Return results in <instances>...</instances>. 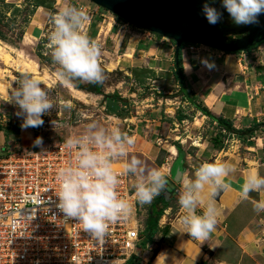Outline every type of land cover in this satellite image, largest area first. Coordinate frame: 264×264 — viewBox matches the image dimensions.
I'll return each mask as SVG.
<instances>
[{"label": "clouds", "instance_id": "obj_1", "mask_svg": "<svg viewBox=\"0 0 264 264\" xmlns=\"http://www.w3.org/2000/svg\"><path fill=\"white\" fill-rule=\"evenodd\" d=\"M220 8L236 26L259 25L264 0H220ZM220 8L214 6V0H203L200 14L209 25H216L223 17ZM88 19L85 10L75 7L71 0H64L63 5L49 15L52 28L47 34L48 47L52 62L58 66L56 77L61 83L79 80L100 84L105 78L98 59L101 46L83 31ZM202 63L213 67L207 61ZM8 102L18 108L16 115L21 119L22 130L41 127L42 117L53 108L41 81L27 72H22L15 80ZM32 144L44 152L42 137L37 136ZM134 145L135 138L119 126H104L94 120L65 140L70 159L55 172V206L64 220L74 219L80 223L82 230L95 241L103 242L108 225L126 221L132 212L129 200L117 191L120 175L135 177L132 188L139 205L150 204L166 188L168 181L164 172L149 168L143 160L129 155ZM116 161H123L121 173L113 168ZM235 172L232 162L205 161L190 177L179 174L181 190L177 203L182 212L178 219L179 233L198 241L209 238L219 215L216 196L227 187L226 178ZM261 191H264V176L249 172L240 186L239 197L248 199L250 192ZM254 211H264V200L254 202Z\"/></svg>", "mask_w": 264, "mask_h": 264}, {"label": "rangeland", "instance_id": "obj_2", "mask_svg": "<svg viewBox=\"0 0 264 264\" xmlns=\"http://www.w3.org/2000/svg\"><path fill=\"white\" fill-rule=\"evenodd\" d=\"M10 3L0 0V35L4 38L0 39V154L3 148L33 146L37 136L42 137L43 143L67 138L93 120L104 126H119L131 135L133 132L126 129V124L130 123L131 129L135 128V123L140 124L138 129L143 127L145 131L146 121L143 119L147 117L174 122L170 124L174 130L164 139L166 141L157 139L163 138L159 134L148 137L152 140V153L144 154L133 150V147L129 149L130 156L143 160L149 168L160 166L169 154L166 149L171 152V144L179 143L192 156H195V150L211 146L209 142L217 132L216 125L199 114L184 98L168 41L153 36L152 32H142L130 23L125 25L115 14L89 0H71L75 7H84L82 9L89 17L83 31L101 46L98 59L105 78L100 84L79 80L64 84L56 77L58 66L52 62L48 47L47 34L52 28L50 20L38 36L36 32L27 33L31 7L19 8ZM63 3L58 1L53 12ZM223 20L231 21L229 17ZM111 27H115L114 32H111ZM124 29L126 32L122 31ZM138 39L144 46L135 44ZM22 72L36 76L53 102L50 113L42 117L44 124L41 127L22 130L21 119L16 115L18 108L8 102V95ZM2 89L6 90L4 96ZM73 89L87 94L88 98L80 97ZM86 89H97L102 94L87 92ZM103 94H117L127 103L122 106V102H117V107L111 100L104 101ZM121 109L127 116L135 118L126 121V117L119 116ZM109 112L117 115H109ZM221 139L225 140V137L221 136ZM197 155H200V150ZM131 179L133 185L135 177L131 176ZM136 207L138 218L144 223L149 204L136 203ZM147 240L145 236L138 242L136 253L145 251Z\"/></svg>", "mask_w": 264, "mask_h": 264}, {"label": "crops", "instance_id": "obj_3", "mask_svg": "<svg viewBox=\"0 0 264 264\" xmlns=\"http://www.w3.org/2000/svg\"><path fill=\"white\" fill-rule=\"evenodd\" d=\"M4 1L19 8L25 5L32 8L27 33L36 32L38 36L49 15L55 13L53 9L57 8L58 1L64 0ZM35 1L42 5L34 6ZM111 28L113 32L115 27ZM136 29L141 30L138 27ZM122 31L126 32V29ZM151 34L168 41L170 49L174 51L175 43L172 40ZM139 40L135 44L144 46ZM202 61H207L213 67H206ZM181 64L184 75L182 93L192 106L193 103L202 105L215 117L228 120L236 129L254 130L242 136H224L225 140H222L223 146L220 148L212 145L211 139L215 135L211 136V146L195 150V156L185 151L179 143L171 144L175 152L166 149L169 154L163 158L158 169L164 170L162 172L166 174L168 183L164 192L149 204L148 215L151 209L156 211L163 205L164 208L154 234L147 240L145 251L135 252L139 260L137 264H264V211H254V202L264 200V191L250 192L248 199L239 197L240 186L249 172L264 176V40L239 53L199 47L196 53L191 54L181 49ZM196 111L205 119H210L199 110ZM120 113L128 122L135 118L127 116L122 109ZM143 120L146 121L145 131L143 127L138 129L141 125L137 123L134 129L129 128L130 123L126 124V129L133 132L130 136L138 140L133 150L144 154L152 153V140L148 137L159 134L163 138L157 139L166 141L164 139L174 130L170 127L174 122L170 119L157 121L154 117ZM216 129L218 132L217 126ZM140 130L143 131L142 134L139 133ZM177 145L180 151L177 150ZM199 150L200 155H197ZM205 161L232 162L236 172L226 178L227 187L216 196L219 215L214 231L207 240L198 241L186 233H179L178 219L182 212L177 203L181 190L177 179L180 173L190 177L195 168ZM144 229L145 222L140 240L146 236Z\"/></svg>", "mask_w": 264, "mask_h": 264}, {"label": "built area", "instance_id": "obj_4", "mask_svg": "<svg viewBox=\"0 0 264 264\" xmlns=\"http://www.w3.org/2000/svg\"><path fill=\"white\" fill-rule=\"evenodd\" d=\"M199 47L205 46L186 43L182 50L194 54ZM65 140L43 143L44 152L33 146L2 149L0 264H124L135 255L143 223L130 174L120 175L117 191L132 212L126 221L108 225L103 242L91 239L74 219L64 220L56 208L55 172L70 159ZM122 166L113 163L117 173Z\"/></svg>", "mask_w": 264, "mask_h": 264}, {"label": "water", "instance_id": "obj_5", "mask_svg": "<svg viewBox=\"0 0 264 264\" xmlns=\"http://www.w3.org/2000/svg\"><path fill=\"white\" fill-rule=\"evenodd\" d=\"M140 29L161 35L175 42V52L183 43L201 44L223 52H241L264 40V14L259 25L236 26L223 19L209 25L200 14L203 0H89ZM174 178L177 179V177Z\"/></svg>", "mask_w": 264, "mask_h": 264}, {"label": "trees", "instance_id": "obj_6", "mask_svg": "<svg viewBox=\"0 0 264 264\" xmlns=\"http://www.w3.org/2000/svg\"><path fill=\"white\" fill-rule=\"evenodd\" d=\"M33 5L34 6H39V5H42V4L40 2H36L35 1L33 3ZM32 12H33V10L31 8V14H32ZM116 18H118L119 20H122L118 16H116ZM122 21H124V20H122ZM135 27H137V26H135ZM158 36H161V35H158ZM0 39H3L4 40V38L1 35H0ZM185 44L186 43L181 44V46H180V48H179V50L177 52H175V49L173 51V63H174V67H175V70H176V76L178 78V81H179V84H180V88H181L180 90L181 91H183L182 90V86H183L182 79L184 78L183 71H182V64H181V49L183 48V46ZM256 44H258V43H255L252 46H254ZM251 47H249L248 49H250ZM226 53H239V52H226ZM86 91L87 92H92V93H95V94H102L97 89H86ZM103 99L106 100V101L111 100L113 102V104L116 105V106H117V102H122V103H125L126 102L125 99L119 97V95H117V94H103ZM193 106L197 110H199L203 115L209 117L212 121H215L216 126L219 129V131L211 139V143H212V145L215 148H220V147L223 146V141L221 139V136H226V135L242 136V135H244L246 133H249V132H252L254 130V128H247V129H243V130L242 129H236V128H234L232 126V124L228 120H226V119H224V118H222L220 116L215 117L214 115H212L210 113V111L207 108L203 107L202 105L193 103ZM114 113L115 112H109V114H114ZM115 115H117V114L115 113ZM120 115H122V116H120ZM119 116L120 117H123V118L125 117L120 112H119ZM179 120H181V117H179ZM176 148H177L178 151H180V147L178 145L176 146ZM163 208H164V205H163V207L159 208L156 211H154L152 209L150 210V214L148 215V217H147V219L145 221V229H144V232H145L144 234L148 237V239L154 234V232L156 230L157 222H158L159 217L162 214ZM138 261L139 260H138L137 256L136 255H133L124 264H137Z\"/></svg>", "mask_w": 264, "mask_h": 264}, {"label": "bare ground", "instance_id": "obj_7", "mask_svg": "<svg viewBox=\"0 0 264 264\" xmlns=\"http://www.w3.org/2000/svg\"><path fill=\"white\" fill-rule=\"evenodd\" d=\"M126 22V21H125ZM2 91H5V94H2L3 96L6 95V90L2 89ZM72 91H74L75 93H77L80 97L84 98V99H87L88 98V95L77 90V89H73ZM171 151L172 152H175V148L174 147H171Z\"/></svg>", "mask_w": 264, "mask_h": 264}]
</instances>
